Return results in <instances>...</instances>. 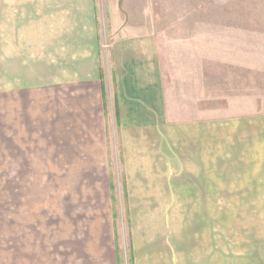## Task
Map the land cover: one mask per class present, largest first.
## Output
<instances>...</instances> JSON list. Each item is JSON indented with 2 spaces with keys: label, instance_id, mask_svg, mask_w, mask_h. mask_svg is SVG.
Here are the masks:
<instances>
[{
  "label": "rangeland",
  "instance_id": "rangeland-1",
  "mask_svg": "<svg viewBox=\"0 0 264 264\" xmlns=\"http://www.w3.org/2000/svg\"><path fill=\"white\" fill-rule=\"evenodd\" d=\"M95 7L106 140L85 133L79 89L55 84L71 64L53 61L54 32H42L43 62H5L22 44L0 30V264H113L112 220L119 264H264V0ZM124 22L157 38L174 80L204 73L183 87L204 90V112L176 103L157 142L115 118L112 41L134 32L107 27Z\"/></svg>",
  "mask_w": 264,
  "mask_h": 264
},
{
  "label": "crops",
  "instance_id": "crops-1",
  "mask_svg": "<svg viewBox=\"0 0 264 264\" xmlns=\"http://www.w3.org/2000/svg\"><path fill=\"white\" fill-rule=\"evenodd\" d=\"M96 0H0V30L15 31L21 47L7 52L5 62L23 61L38 56L37 61L43 62L41 46L46 34L54 32L52 42L53 61L70 62L69 80L57 81L55 84L75 85L82 96L74 107L81 108V118L84 116L85 133L89 136H103L107 139V130H103L105 106L108 105L107 90L102 67L103 55L100 38V27L97 21ZM118 7V6H117ZM136 26V25H133ZM126 22L110 24L109 31L134 32L131 35H117L112 41L111 63L116 72L114 81V111L120 127L133 136L147 135L149 142H157L155 128L173 126L174 105L181 103L186 108L189 104L193 115L199 116L200 102L204 112L205 92L200 97L197 93L187 95L185 79L202 83L204 73L188 69L187 73L174 80V71L169 75L162 70V58L159 55L157 38L153 35L135 34V29ZM136 31V32H135ZM29 32H36L32 37ZM16 36V35H15ZM15 39L8 47H14ZM37 45V48L32 45ZM30 46L32 47L31 51ZM20 52L17 58L13 55ZM31 54V55H29ZM109 55V56H110ZM44 57V56H43ZM50 60V59H49ZM52 61V60H51ZM204 68V67H203ZM187 77V78H186ZM15 89V88H13ZM56 92V89H53ZM64 92V91H60ZM69 92V91H67ZM65 92V93H67ZM190 110V109H189ZM203 114V113H202ZM204 116V114H203ZM203 123V122H202ZM176 125H182L176 124ZM191 125V124H188ZM157 135V136H155ZM111 179H109L108 197L111 201ZM113 219V215H112ZM115 257L113 264H119L115 241L114 220H112Z\"/></svg>",
  "mask_w": 264,
  "mask_h": 264
}]
</instances>
